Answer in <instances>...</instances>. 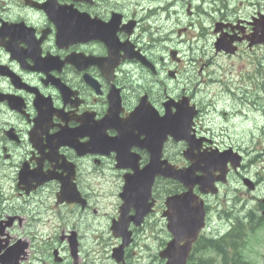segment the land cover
I'll use <instances>...</instances> for the list:
<instances>
[{
	"label": "flooded vegetation",
	"instance_id": "1",
	"mask_svg": "<svg viewBox=\"0 0 264 264\" xmlns=\"http://www.w3.org/2000/svg\"><path fill=\"white\" fill-rule=\"evenodd\" d=\"M118 10H119V6H117L116 9L112 12H118ZM38 18L42 19V16H39ZM42 27H44V25L41 26L40 28ZM38 32H41V30H38ZM148 36L149 37L145 43H143V40L141 41L139 38L135 39V43L139 45V48L142 54H144L148 59L152 60L154 67H155L154 74H156L158 69L159 70L165 69L166 67L165 54L162 52L161 50L162 48L160 45H158L159 51H157L156 42L154 41V39H151L150 34ZM158 42L160 43V41ZM81 65H82L81 71L77 70V68L70 67V68L63 69L62 67H60L57 69L58 72H52L54 76L60 78L62 82L67 84V86L71 90L69 97L65 98V100L61 99V111H62V114L66 118V124L69 128H75L79 126L81 123L84 125H92L93 123H95V121H98L99 119L102 118L104 111L107 110V107H108L107 91L105 89H99V92H98V87L96 86V84L95 86H93L91 81L87 80V78L85 77L87 76L88 78H90L91 80H94L97 83L98 81H96L95 79L97 80L99 79V75H100L99 69L95 66H89L88 68L85 69L83 64ZM16 73H18V75L22 78V80L33 85L32 75L29 71H24L18 65V69L16 70ZM37 74L39 73H33V77H35V79L37 80H41L40 75L37 76ZM42 77L47 79L46 73L42 74ZM5 88H8V87H5ZM49 89H52V88L51 87L46 88V90H49ZM18 95L22 97L24 106L26 107V111L31 113L32 112L31 110L32 108L30 105L31 93H29L26 90H18ZM15 118H18V120L21 121V116L19 114L18 115L16 114ZM208 140L209 142L207 145H209L210 142L212 141L211 139H208ZM217 146L218 145H216V147ZM67 150L71 152L72 157L74 159V161L72 162L73 166L77 167L76 175H75V181H76L77 187L79 188L81 195L85 197L80 187V184H79L80 162L76 165L75 161L78 160V157L72 150H69V149ZM175 155H177V153H175ZM88 156H92V155H88ZM101 158L102 157L97 158L98 162L96 164L100 163ZM27 161L29 162V167L32 169L38 164V160L35 158H30ZM40 163L44 171L51 169L50 163H47L45 161H41ZM55 172L60 174L63 172V169L58 168L57 166L55 169ZM98 173L101 174L102 170H98ZM63 175H65V173H63ZM119 176L121 179L122 175L119 174ZM58 183L56 184L58 185ZM86 204L87 203L85 200V206ZM37 233L39 234V237H33L32 239L34 242L41 244L40 245L41 247L38 248V250L36 249L37 251H41V255L37 258L38 260H41L47 256L48 244L51 238L48 237L49 232L46 233L44 237H42L43 235L40 232H37ZM0 234L3 235L2 237H0V253H1L7 247V242L11 243L14 240L11 241L12 240L11 238L5 237V228L4 229L0 228ZM35 236H37V234Z\"/></svg>",
	"mask_w": 264,
	"mask_h": 264
},
{
	"label": "rangeland",
	"instance_id": "2",
	"mask_svg": "<svg viewBox=\"0 0 264 264\" xmlns=\"http://www.w3.org/2000/svg\"><path fill=\"white\" fill-rule=\"evenodd\" d=\"M208 43L209 41L207 40V46ZM250 56H253V59L255 60L254 62L250 60ZM261 58L262 57L260 56L254 55H249V57H243L239 55L238 57H236L234 64L231 65L230 70L228 72L229 75L233 74L234 80L238 81L241 84L240 92H245L248 98H255L261 96L264 97V86H260V81L262 80V78H264V61H262L261 70H259L256 61L257 59ZM255 71H259V74L255 75ZM248 75H251L252 78L255 77V84L250 83L251 78ZM245 83H248L250 85H246ZM250 129L251 125L250 128L246 130L236 131L237 139L239 141H242L243 143L252 145ZM263 193L264 181L261 183L257 194L261 196L263 195ZM255 206L256 204L249 205L246 203L245 207H250L254 210V212H249L246 214L255 216L258 212ZM62 215L66 217L67 212H62ZM74 215L81 223H83L82 218L78 214ZM209 223L210 226H213V231L218 229V231L223 232L227 228L228 221L225 220L224 214H219L216 211H213L210 212ZM142 234H145L146 240L144 242H146L147 245L141 244V247H139L138 243L140 241V238L142 237ZM165 237L166 233L164 228L158 227L157 231L154 233L149 230V227H147L142 231H139L133 249L137 251L144 248L146 264H161L160 260L157 257V251L163 246V244L161 243L164 241ZM241 252L247 264H264V225L257 228L254 232L248 234L247 240L243 248L241 249ZM210 254L214 255L218 259V256H216L214 253L210 252Z\"/></svg>",
	"mask_w": 264,
	"mask_h": 264
}]
</instances>
